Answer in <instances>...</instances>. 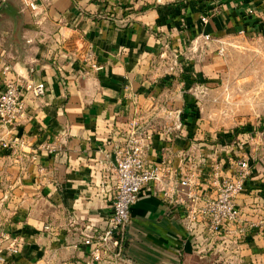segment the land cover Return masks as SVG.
I'll use <instances>...</instances> for the list:
<instances>
[{"label": "crops", "instance_id": "0c3cea01", "mask_svg": "<svg viewBox=\"0 0 264 264\" xmlns=\"http://www.w3.org/2000/svg\"><path fill=\"white\" fill-rule=\"evenodd\" d=\"M238 29L264 31V0H0V90L19 74L46 85L44 94L25 97L12 130L23 145L0 143V228L19 239L12 264H94L81 229L105 223L117 145L132 122L150 133L147 160L195 165L198 152L185 154L194 113L183 77L193 67L165 66L182 58L168 48L180 52ZM14 133L0 125V138ZM255 178H246L236 200L254 225L239 240L226 232L224 241L204 222L188 229L182 206L168 207L156 186L145 185L130 209L120 264H264V191L257 188L264 177ZM198 182L205 195L215 192L209 176Z\"/></svg>", "mask_w": 264, "mask_h": 264}, {"label": "built area", "instance_id": "2783aa9c", "mask_svg": "<svg viewBox=\"0 0 264 264\" xmlns=\"http://www.w3.org/2000/svg\"><path fill=\"white\" fill-rule=\"evenodd\" d=\"M28 5L31 8L36 6L31 1ZM214 12L215 9L211 8L203 13L201 21L206 23ZM238 32L243 33L244 30L238 29ZM203 36L209 38L208 33ZM218 49L222 51L223 47ZM92 66L99 68L95 63ZM45 91L46 85L42 80L36 81L20 74L6 80L0 90V125L14 133L13 128L26 110L25 97L40 96ZM149 142L150 133L132 122L127 137L120 146L117 145L110 210L105 223L102 226L85 224L81 229L79 241L85 247L88 261L94 264H120L126 260L124 249L130 209L145 185L156 186L168 207L174 208L180 204L183 219L190 230H194L197 222L201 221L221 241L226 239V232H232L235 240L249 234L248 229L254 223L241 217L242 212L236 201L245 189L249 172V163L244 155L236 160L233 174L223 178L225 167L210 160L202 163L198 159L196 171L176 168L164 156L149 161L146 158ZM0 143L3 147L14 149L23 145V139L14 133L9 138H0ZM207 176L216 187L215 192L209 195L203 193L198 182L199 178L205 180ZM0 240L6 241V244L0 245V264H12L8 255L18 251L19 239L0 228Z\"/></svg>", "mask_w": 264, "mask_h": 264}, {"label": "rangeland", "instance_id": "374dc122", "mask_svg": "<svg viewBox=\"0 0 264 264\" xmlns=\"http://www.w3.org/2000/svg\"><path fill=\"white\" fill-rule=\"evenodd\" d=\"M178 50L168 48V56L170 53L174 58L179 53L182 58L164 64L177 67V72L186 64L193 67L189 76H183L190 81L184 88L190 94L188 102L194 113L192 123L184 129L191 144L186 158L198 152L197 158L204 163L209 158L205 154L213 152L211 161L226 168L224 178L233 174L236 160L244 155L249 163L247 178H263L264 31L254 35L231 33L221 40L199 39ZM166 122L157 121L158 125ZM168 124L173 127L174 121ZM174 131L178 128L168 133ZM195 167L198 163L185 166L196 171ZM257 188L264 191V185Z\"/></svg>", "mask_w": 264, "mask_h": 264}]
</instances>
